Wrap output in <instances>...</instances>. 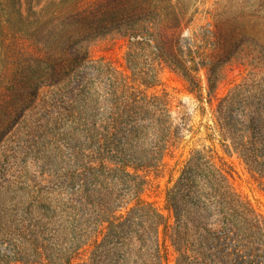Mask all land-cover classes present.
Segmentation results:
<instances>
[{
  "label": "trees",
  "instance_id": "obj_1",
  "mask_svg": "<svg viewBox=\"0 0 264 264\" xmlns=\"http://www.w3.org/2000/svg\"><path fill=\"white\" fill-rule=\"evenodd\" d=\"M190 1L50 0L39 7L0 0V58H29L40 79L50 78L89 60L82 42L114 33L125 42L128 72L115 70L100 99L80 88L64 138L72 153L63 173L54 172L65 183L63 221L39 203V217L25 211L27 225L13 229L18 237L0 235L9 244L0 248V264H167L168 248L173 264H264V216L236 191L232 168L213 147L189 153L164 191L162 210L140 198L183 126L182 118L174 123L173 98L153 91L162 69L208 106L222 152L235 154L264 184V43L238 17L183 42ZM239 54L251 59L244 66L261 84L248 79L219 97ZM104 71L96 67L98 75ZM24 93L15 85L11 96ZM42 221L59 227L60 236L44 237Z\"/></svg>",
  "mask_w": 264,
  "mask_h": 264
},
{
  "label": "rangeland",
  "instance_id": "obj_2",
  "mask_svg": "<svg viewBox=\"0 0 264 264\" xmlns=\"http://www.w3.org/2000/svg\"><path fill=\"white\" fill-rule=\"evenodd\" d=\"M31 1L40 7L50 0ZM184 2L187 3V0ZM189 3L194 13L192 22L183 31V42L190 40L194 34H209L216 22L238 17L244 21L245 30L256 36L255 41L264 43V0H192ZM82 44L87 49L89 60L70 65L50 78L40 79L38 67L29 58H0V235L20 225H27V210L38 216V203L47 206V209H54L57 219L62 216L66 199L65 183L64 178H56L54 172L63 173V158L72 153L64 138L69 133L70 112L79 105L78 92L87 85L85 93L100 99L107 78L115 76V70L128 74L125 68V42L114 33L92 37ZM250 60L248 56L239 54L228 65L227 78L217 87L219 97H224L234 85L248 79H252L255 86L261 84L260 77L252 76L249 67L244 66ZM98 65L105 68L104 75L97 74ZM7 69L6 75L4 72ZM34 81H37L39 89L29 87ZM15 85H22L25 90L18 100L11 96ZM153 91L166 92L173 98V105L177 106L174 109V123L180 124L179 118H182L183 126L178 142L164 157L162 168L147 175L140 198L162 210L164 191L177 177L189 153L202 146L213 147L232 168L236 191L264 216V184L250 174L235 154L225 155L222 152L217 137L214 139L211 136L210 128L214 121L208 106L198 103L188 93L181 78L168 69L160 70ZM63 217L59 219L61 222ZM42 222V228L46 231L44 237L60 236L57 235V232L60 233L59 227ZM13 234L18 237L15 231ZM8 245L0 242L3 250L8 249ZM167 264H173L170 248Z\"/></svg>",
  "mask_w": 264,
  "mask_h": 264
}]
</instances>
